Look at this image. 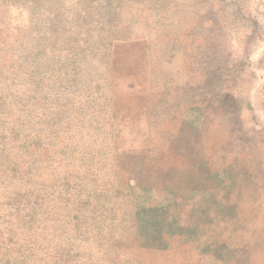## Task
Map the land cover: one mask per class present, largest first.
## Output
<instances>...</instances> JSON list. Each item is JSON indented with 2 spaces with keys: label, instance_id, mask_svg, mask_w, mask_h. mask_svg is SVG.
<instances>
[{
  "label": "rangeland",
  "instance_id": "374dc122",
  "mask_svg": "<svg viewBox=\"0 0 264 264\" xmlns=\"http://www.w3.org/2000/svg\"><path fill=\"white\" fill-rule=\"evenodd\" d=\"M0 264H264V0H0Z\"/></svg>",
  "mask_w": 264,
  "mask_h": 264
}]
</instances>
